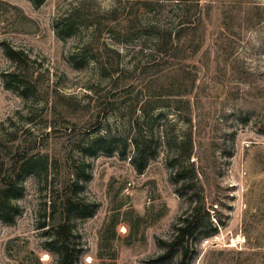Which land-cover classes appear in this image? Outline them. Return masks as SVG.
<instances>
[{"label": "rangeland", "instance_id": "rangeland-1", "mask_svg": "<svg viewBox=\"0 0 264 264\" xmlns=\"http://www.w3.org/2000/svg\"><path fill=\"white\" fill-rule=\"evenodd\" d=\"M193 4L0 0V166L33 158L13 217L0 216V264H59L53 216L67 189L79 264H180L186 246L190 264H264V0ZM189 8L195 26L159 53ZM14 50L38 85L13 80ZM150 80L157 107L145 113ZM122 83L136 87L115 99ZM136 104L151 139L143 169ZM198 208L188 242L160 259Z\"/></svg>", "mask_w": 264, "mask_h": 264}, {"label": "trees", "instance_id": "trees-1", "mask_svg": "<svg viewBox=\"0 0 264 264\" xmlns=\"http://www.w3.org/2000/svg\"><path fill=\"white\" fill-rule=\"evenodd\" d=\"M36 3H42L44 0H33ZM186 1H192L193 3H196L193 6L199 5L201 0H186ZM190 11V12H189ZM193 16L198 17L197 12L192 13L191 8H189L188 12L184 16V19L181 20L180 28L176 31H167L166 33L159 34V41H158V50L159 53H168L169 51L174 52L178 47H180V44L182 42V33L187 28H193L195 26V21L193 19ZM197 19V18H196ZM70 24H74L75 21H70ZM13 56L19 61L18 69L12 73L13 80L16 81L17 85L22 87L23 89L27 87L29 83L38 85L37 81L39 79V76H35V73L30 70V68L27 66V61L25 57H23L19 52H16L15 50L11 53ZM155 63V62H154ZM152 63V64H154ZM159 63L155 64L158 65ZM119 71V68H118ZM155 73L152 74L151 77L154 76ZM116 79L120 81L121 77L118 76ZM150 83V92L148 93V97L146 100L143 101V104L141 105V109L145 111V113H149L153 109L157 107V103L155 102V99L158 97V93L151 92V89H153L154 85ZM123 86H120L117 84L115 87V99H118L119 97L128 94L129 92H132L134 88L136 87L134 84H121ZM152 85V86H151ZM122 87V88H121ZM138 110L137 104L134 108V112L132 115L133 118V127L136 129L134 137L132 141L135 145V160L139 161V168L143 169L146 166V163L149 160V156L151 155L150 151V144L151 139L146 137V133L144 131V125L140 120V117L138 115L135 116L136 112ZM194 150V142L191 139L190 140V147H189V153L191 154ZM33 161L32 155L31 156H19L18 158H14L13 162L6 163L3 161L2 165L0 166V216L3 219L12 218L13 216H8L10 213V207L14 206V203L12 202V198L10 195V192L14 189H17L18 187V179L19 176H21L22 172L25 170V168L31 164ZM189 173V174H188ZM198 173L196 168L191 169L188 171H181L178 172L180 177H183L184 179H194L196 178V174ZM188 175V176H187ZM190 175V176H189ZM75 181V180H74ZM73 181V182H74ZM201 182V180H199ZM79 182L76 180L74 182V185L77 186ZM71 187V186H70ZM73 189V188H72ZM19 190V189H18ZM22 193V188L19 190ZM70 189H67V191L64 193L63 196V203L61 204L63 207H60L58 209L59 213L54 215V221L53 223L55 226L59 229L58 230V241L61 242V257L59 260V264H79L77 262V259H75V246L73 244V240L70 236V224H69V217L67 210H70L76 206V203L78 201L77 197L73 195V193L69 192ZM204 207H206L204 205ZM202 210L201 208H198L196 214L194 215L193 219H188L187 222L182 224V226L179 228L178 233L176 234V237L172 242L169 243L168 249L169 251H166L160 259L167 260L173 255V250L175 246L181 243L188 242L189 237L191 234L194 233L195 229L201 224L202 221ZM188 254L189 249L188 246L186 248L184 247V250L182 251V259L180 261V264H190L188 262Z\"/></svg>", "mask_w": 264, "mask_h": 264}]
</instances>
